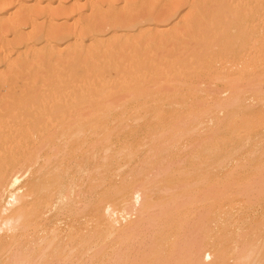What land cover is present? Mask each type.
<instances>
[{"label": "bare ground", "instance_id": "1", "mask_svg": "<svg viewBox=\"0 0 264 264\" xmlns=\"http://www.w3.org/2000/svg\"><path fill=\"white\" fill-rule=\"evenodd\" d=\"M71 1L72 5H74L81 0ZM102 1L89 0L91 9L94 10ZM125 1L133 2V0ZM250 1L258 2V4H254L256 7L252 6V8H257V5L260 6L256 9L257 12L259 11L258 9L263 8L261 6L264 4V0H175L174 6L168 8L167 12L161 16L149 14L144 17L139 15L138 18L131 20L114 19L111 23V30L108 32L102 28L98 30L95 28L85 29L82 24L77 23L72 28L61 27L59 30L56 29L55 31L57 32L50 35V33L46 32L48 29H43L37 24V20H53L60 17H66L67 20L74 19L75 13L79 12L80 8L73 6L69 11L64 12L33 10L28 19L23 20L21 16L12 14L9 1L0 0V23H4L0 24V96H3L2 98L0 97V256L6 255L5 260L2 259L3 261H9L8 263L12 264H30V261H36L37 264H147L143 259L145 255V258L149 257L147 259L150 261L148 264L155 263V258L158 254H148L146 251L149 248V251H151L149 243L152 236L157 231L159 233V226L164 222L166 226H170L171 216L183 218L189 214L188 204L196 197L197 192L205 189L211 191L210 194H214L217 193V188H220L218 179L221 178H218V168L223 164L226 157L230 161L228 156H231V152L228 151V148L231 147H227V150L222 152L225 159H221L222 162H219L217 156L218 152L221 151H218L221 146L219 147L218 145L223 140H219V137L225 135L224 133L226 132L229 134V131L237 133L238 136L239 134L253 133L259 126L255 120L264 119V89L256 84L259 79L261 81L260 84H264L262 83L264 80V17L256 18L260 17V14L255 16L257 12L252 11L251 6L247 5V3H251ZM234 2L241 5L233 4ZM259 2H263L262 5ZM106 3L110 5L114 4V1L107 0ZM263 10L260 9V12H264ZM28 24L32 25L33 30L28 35H18L21 29ZM155 24L161 25L160 30H157L159 26H154ZM205 24L206 26H204ZM152 26L156 28H154V32ZM221 28L224 29L225 34L229 35L231 33L234 39L227 48L215 52L217 54L216 57L220 60L219 62L221 63L222 61L223 63H221L222 66L219 65L220 68L218 67V69H215L218 63H216L214 68L211 63L212 66H209L210 68L207 70L210 72L212 70V73L215 71L213 75L210 72L206 73V70L202 69L206 63L203 64L201 62L203 65H200V61H205L204 59L211 55L208 54V51H212V47L218 40L217 35L215 37H209L208 35H215L218 29ZM162 37H165V39H162ZM186 40L191 45V50H189L193 52L189 56L185 54L188 59L180 62L177 59L178 49L181 43ZM175 41H178L179 44L177 42V45L174 44ZM170 42L171 45L168 44ZM172 44L177 49L169 50L172 53H170L171 57L175 59L173 55L175 53L177 60L175 59L174 61L181 63L177 62L173 65V61H171L173 59H170V54L169 57L166 55L171 62L169 65L175 66L177 70L174 71V67L167 66L171 67L173 69L171 71L176 73V75L174 74L175 79L183 77V72L186 71L185 73L188 76L194 75L196 77L200 75L202 78L203 74H205L204 79L213 78L214 81H210H220L223 84V86L221 85V91H219L220 88L215 89L212 87L214 90L210 88V90L203 89L201 91V93H206L202 97L199 94L204 104L199 101L198 93H193V87L189 86V82L187 83L188 86H186L187 84L184 86L187 89L183 90L184 87L182 85L185 82L182 83L180 79L178 83V80L171 79L173 78V72H167L166 65L164 66L166 68L163 74L170 73L171 78L168 75L165 76L166 74L159 73V69L162 70V64H158L159 62L155 65H160V68H153L156 75H152L151 64H153L157 55L154 51L163 50L166 45L172 47ZM138 49H140V52L136 51V53L143 54L145 59L142 58V55H137L133 52ZM153 49L155 50L153 51ZM141 50L148 51L147 53L149 54L145 55L146 52L141 53ZM149 51L154 54L151 55L152 53L150 54ZM129 52L135 54L140 61ZM126 53L129 54L128 56L131 59L134 56L133 58L136 60L134 65H138L139 62V66L135 67L132 64L133 59V61L129 59L130 65L127 63L128 59L123 61ZM213 53L214 51L212 55ZM146 57L149 61L146 60ZM149 57L155 58L153 60L152 58L149 59ZM167 58H164L165 61L163 62H166ZM143 60L145 65L144 62H141ZM147 61L150 63L151 69L149 68V63H147L148 66L146 65ZM196 62L199 64H195ZM91 64L94 68H92ZM98 64L101 65L99 66ZM140 65H144L146 69L149 68L151 73L148 70L145 71L146 69ZM176 65H179V67H176ZM196 66H201V68ZM138 67L143 68L144 71H141L142 69L140 70ZM156 71H158L159 75H163L165 79L170 78L169 80H172V83L176 81L172 85L167 79L168 83H166H170L171 87H174L173 92L171 91L170 93L169 90V93L174 98L170 97L168 99L169 95L165 96L167 99L165 104L171 98L179 100L181 97L186 101H191L198 97L199 103L201 102L200 105L202 104L201 107L203 105L206 106L205 109H202L203 111L200 110V106L197 108L193 104L189 108L184 109V106L180 105V101L178 103L177 100H175L176 106H183L182 110L174 106L175 103L173 102L169 104L167 102L165 105V107L169 105L176 107L177 109L175 108L172 114L173 119L178 118L184 120V122L190 121L189 118L191 117L192 120L196 119L199 113L202 112V116L207 119L205 122L212 123L210 126L208 125L209 123L206 124V126H209L211 133L208 137L202 138L205 142L207 140V143H201L199 138L192 143L193 150L185 158L186 161L184 163L182 161L179 165L177 170L179 176L173 179L171 176L176 173H172L170 164L176 161L174 160L167 164V167L166 165L163 167V162L160 161L162 155L166 154L165 156H168L169 151L175 150V146L178 144V138L173 134V129L169 127L165 128L166 130L161 134L160 138L156 137L158 140L154 137L153 139L149 138L152 140L148 141L149 146L148 144L147 146L149 148L147 147L148 149L145 150L147 155L144 153L145 158L140 155L139 163L137 165L135 163L134 168L131 166L132 170L130 169L131 171L127 172V175L124 174L125 176H123L121 173L118 186L114 184L117 187L113 188V185H110L112 186L110 188L106 187V182L112 181L110 177L106 181L107 178L101 177L102 172L94 175L95 172L93 173L92 171H95V169L90 170V165L86 168L77 167L79 169L76 174L72 172L73 166L70 167L69 165L72 164L71 158L75 156L74 154L91 149V153L96 155L99 152V147L105 146L108 142L112 144L114 142L112 141L113 138L117 133H120L119 130L121 128L117 127V129H114L118 122H120L121 127L129 120H134L136 123V120L140 119L139 117L143 114V118L146 119L148 117L149 122H146L151 127L161 120L170 118V115L165 117L164 115L166 114H162L165 109L161 107L163 102L160 103L161 101L156 100V98L152 99L159 96L162 91L163 95L169 94L166 92V88L164 89L165 91H161L163 89L161 87L163 86L162 84H164V87L167 86L165 79L163 81L164 77H161L162 79L160 80L157 79V84H155L156 86L158 84L161 85V88L153 86L154 83L150 84L152 82L148 80L146 81L150 76L156 79L159 76ZM89 74H92V77H90V79H93H91L92 82L89 80ZM216 74L218 75L217 78H215ZM220 74L225 75L220 78ZM256 76L257 81L255 79ZM141 78L145 82L139 83L137 79ZM152 78L150 81H152ZM182 80H184V77ZM235 80L246 81L247 83L245 82L246 84L242 87H236L233 84ZM137 82L138 84H147L149 82V87L146 86L144 90L151 92L153 88V92L155 91L154 87H159L161 92L158 90V94H156L157 91H155L156 95L145 92L149 96L148 99L150 101H147L146 95L144 96L146 100L142 102L141 98L143 96H139L137 91L139 89L134 87V83ZM240 82L238 83L240 84ZM112 83L121 84L119 86L122 89L121 91L127 88L129 91L124 92L130 93H127L128 95L126 94L127 96L124 99L122 98L124 101L121 102L124 103L118 104L119 106L117 107L114 106V102L111 105L104 100L105 97V99L110 97L108 92H111L113 88H118V85H113ZM177 83L183 87L181 90L183 97L181 95L178 96L180 87L179 91H177ZM198 83H194L195 87L205 84L204 82ZM138 84L136 85L138 86ZM209 84L217 86L218 83L211 84L209 82ZM112 86L114 87L110 88ZM142 90L143 88L139 91L142 92ZM121 95L123 97V94ZM141 95L143 94L141 93ZM96 98H99V100ZM92 99L96 100L92 101ZM186 101L184 103H190ZM125 102L127 103L125 104ZM196 103H198L197 100ZM89 107L92 109H90V112L87 109ZM85 110L88 112H84ZM141 111L144 113H141ZM134 129L127 131V133L132 135L135 132ZM88 135H94L96 140L87 139ZM228 140L230 141V139ZM223 144L224 147L227 146V143L225 144L224 142ZM242 145L244 148L245 144ZM171 146H174V149H171ZM232 149L231 151H234ZM106 151L109 152L108 150ZM126 151L131 160L136 157V154L134 155L135 152L129 151L127 147H122L121 150L117 151L119 154H116V160L125 159L122 158L124 156L120 159L118 157ZM176 151L177 149L174 152V156L178 153ZM204 153H212L214 155L210 166L207 164L208 167L203 166L202 156ZM59 154H63V162L68 167L64 170L56 169L54 171L52 170L54 158ZM172 154L170 155L171 157ZM258 154L261 156V153ZM133 155L135 156L134 158H132ZM138 156L137 158H139ZM141 157L144 160H141ZM251 157L253 160L258 158L255 156ZM129 158L128 160H130ZM104 161L106 160L104 159ZM130 161L128 162L131 163ZM153 161L156 163H153ZM158 161L160 163H157ZM96 162L99 163V161ZM107 163L105 165H108ZM118 163L116 164L119 166ZM227 163H224V165ZM101 164L97 165L101 166ZM156 164H159V166ZM229 164H231V161ZM160 166H162V169L158 170ZM235 166H232L228 171V177L237 170ZM239 166H243V164ZM256 167L253 169H256ZM154 169L158 171L154 175H157L155 179L152 178ZM90 171L91 174H89ZM206 171L209 172L208 176L203 175ZM263 171L261 170V172ZM254 173L257 172L254 171ZM86 174L88 175L87 177ZM113 175L111 176L112 178L114 177ZM258 175H260L259 178L261 180L258 178L257 182L264 186V179H262L264 174L259 172ZM114 178L115 180L112 182L116 183L117 177ZM225 178L223 179L224 181ZM117 179L119 180V178ZM85 182L88 185L86 190L82 191L84 188H81L85 187ZM164 182L167 183V186L163 185L165 188H161L160 185ZM254 182L255 180H249L247 183L243 184L242 182L241 185L238 183V187L236 186L237 190L234 191L241 203H256H252V197L249 196V194L252 195ZM109 183L107 184L109 185ZM156 190L159 193L157 192V195L154 196ZM85 191H87V195L82 199L80 196L82 193L83 196L86 193ZM100 191L101 194H99ZM97 192L99 193L97 194ZM79 203H84V206L80 207ZM222 209L221 207L219 211ZM216 212L218 213V211ZM83 218L85 219L83 220L84 222L81 221ZM216 219L218 218L215 217V222H217ZM67 220L68 225L66 226L67 223L65 224V222ZM208 223L211 224L212 222ZM218 225L220 224L208 226L206 223V234L202 236L204 241L203 238H196L190 251L180 258L179 264H230L229 259L226 261V256L229 252H226L222 244L215 248V244H208L209 241L207 242L212 236L210 232H214ZM31 228L34 231L33 233H30ZM210 244L212 245L209 246ZM235 244L237 246L235 245L236 247L232 250L238 255L239 252L244 250V247L240 246L239 242L235 241ZM213 247L215 250L211 249ZM231 254L234 255V253ZM142 255L143 258L139 261V256L141 258ZM2 260L1 262H3ZM254 260L234 261L231 264H264V257L260 261ZM3 263L6 264L7 262Z\"/></svg>", "mask_w": 264, "mask_h": 264}, {"label": "rangeland", "instance_id": "2", "mask_svg": "<svg viewBox=\"0 0 264 264\" xmlns=\"http://www.w3.org/2000/svg\"><path fill=\"white\" fill-rule=\"evenodd\" d=\"M7 1H9L10 2V4H11V7H10V10H11V12H12V14L13 15H17V16H21V18L23 19V20H26V19H28V17L31 15L30 13H31V11H37V10H48V11H51V12H64V11H69L73 6H75V7H79L80 8V11L79 12H77V13H75L76 14V16L74 17V19H70V20H67V18L66 17H60V18H58V19H53V20H37L36 22H37V24L41 27V28H43V29H48V31H46L47 33H50V35H52V34H55L57 31H55L56 29H60L61 27H69V28H72V27H75V24H82L83 25V27L86 29V28H95L96 30H98V29H100V28H102L103 30H105L106 32H108V31H110L111 29H110V27H111V23H112V21L114 20V19H127V20H131V19H136V18H138V16L139 15H143V17L144 16H147V15H149V14H156L157 16H161V15H164L165 14V12H167V10H168V8H170V7H173L174 6V1L175 0H133V2H131V3H129V2H126L125 0H113L114 1V4H107L106 3V1L107 0H103L100 4H98L95 8H94V10L93 9H91V6H90V4H89V0H81L78 4H74V5H72V1L71 0H7ZM251 2V1H250ZM235 3H237V2H234L233 4H235ZM262 3L263 2H259V4H261L262 5ZM254 4H258V2L257 3H255V2H251L250 4H248L247 3V5H249V6H251V9H252V11H254V12H257L256 11V9L258 8V6L259 5H257V8H254V7H256V5H254ZM237 5H241V4H238L237 3ZM252 6H254L253 8H252ZM235 7V6H234ZM260 7V6H259ZM261 7H263L264 8V4L261 6ZM248 8V7H247ZM250 8V7H249ZM263 8H260L261 10H263ZM260 9H258L259 11L257 12V13H255V16L257 15H259L260 14V17L258 16V17H256L257 19H259V18H261V17H264V12H260ZM264 11V10H263ZM260 12V13H259ZM263 13V14H262ZM161 20V19H160ZM0 24H4L3 22H1ZM154 26H159V28L157 29V30H160V28H161V25H157V24H155ZM204 26H206V24L204 25ZM51 27V28H50ZM152 28L154 29L155 27H153L152 26ZM151 29V28H150ZM152 29V30H153ZM156 29V28H155ZM155 29L153 30V32L155 31ZM33 30V28H32V25L31 24H28L27 26H25V27H23L22 29H21V31L18 33V35H28L31 31ZM0 31H1V26H0ZM18 35H16V36H18ZM217 35V37H218V40H217V42L214 44V46L212 47V51L210 52V51H208V54H211L207 59H204L205 61H200V65L203 63V64H205L206 63V65H204V67L202 68L203 70L205 69L206 71V73H209L210 71H208L207 69L208 68H210L209 66H212L213 68L215 67V65H216V63H218L217 64V66H216V68L215 69H218V67L220 68V66H222L221 65V63H223L222 61H221V63L219 62L220 60H219V58H217L216 57V55L217 54H215V52L216 51H219V50H224L225 48H227L229 45H231L232 44V42H233V39H234V36H232V34L230 33L229 35H227V34H225V32H224V29L223 28H221V29H218V32L215 34V35H212V34H209L208 36L209 37H215ZM256 35V34H255ZM13 38V37H12ZM162 39H165V37H162ZM160 41H162V40H160ZM176 42L178 43V41H175V43L174 42H172V43H174V44H176ZM183 43V44H182ZM181 43V45L179 46V49H178V58H177V56H176V54L174 53L173 55H174V58L176 59H178V60H180V62H181V60L182 61H185L186 59H188V56H189V54L191 55V53L193 52V51H190L191 49V45H190V43H189V41H184V42H182ZM169 45H171V42L170 43H168ZM174 44H172L173 46L171 47V46H169V45H166V47H164L163 48V50H155V49H153V51H154V53L155 54H157L155 57H151L152 59L153 58H155V60L157 59V61H155L154 59V62H153V64H151V68L153 69V68H157V69H159L160 68V65L159 66H157V65H155L156 63H158V64H162L163 65V68H162V65H161V69L162 70H160L159 69V73L160 74H163V72H164V69L167 67V66H172V65H169L171 62H170V60H168V58L167 57H169V54L171 53V52H169V50H172V49H175L176 48V46H174ZM179 44V43H178ZM193 44V43H192ZM177 45V44H176ZM177 49V48H176ZM190 49V50H189ZM140 49H138V50H135V51H133V52H135V54H140L139 51ZM188 50V51H187ZM193 50V49H192ZM136 51H139L138 53H136ZM167 52V53H163V52ZM175 51V50H174ZM173 51V52H174ZM177 51V50H176ZM202 51H204V50H202ZM214 51V53H213V55H212V52ZM142 52H146L145 53V55L147 54H149V53H147L148 51H142L141 50V53ZM150 52V51H149ZM159 52V53H158ZM210 52V53H209ZM129 53H131L132 54V52H129ZM152 53V54H151ZM152 51L150 52V54L151 55H153L154 54ZM160 53H162V54H164V55H162V54H160ZM182 53V54H181ZM130 54V55H131ZM135 54H132V55H134L135 56V58H136V55ZM172 54V53H171ZM171 54H170V59H173V57H171ZM185 54L186 55H188V56H185ZM129 54L128 53H126V55L125 56H127V57H123V61L125 60H127V63L130 65V63H129V59H131V57L130 56H128ZM140 55H142V58H143V54H140ZM151 55H149V56H151ZM162 55V56H161ZM166 55H167V57H166ZM215 55V56H214ZM134 56H132V59L134 60ZM159 56V57H158ZM213 56V57H212ZM130 57V58H129ZM163 57V58H162ZM186 57V58H185ZM141 58V57H140ZM150 57H149V59H151ZM164 59V58H167V61L169 62H163V61H165V59L164 60H162V59ZM181 58H183V59H181ZM185 58V59H184ZM212 58V59H211ZM131 59V60H132ZM138 61H140L138 58H136ZM143 59H145V57L143 58ZM175 59H173V60H171V61H173L172 62V64L174 65V64H176L177 62L178 63H180L179 61H174ZM176 59V60H177ZM210 59H211V61H210ZM98 60V59H97ZM130 60V61H131ZM132 60V61H133ZM142 60V59H141ZM146 60H148V58L146 57ZM160 60L163 62H161L160 63ZM215 60V61H214ZM149 61V60H148ZM146 62V65H147V63H149V62ZM193 61V60H192ZM213 61V62H212ZM135 62H136V60H134L133 62H132V64L134 65L135 64ZM142 63L144 62V60L143 61H141ZM175 62V63H174ZM193 62H195V61H193ZM202 62V63H201ZM100 63H101V61H100ZM124 63H126V62H124ZM152 63V62H151ZM167 63H168V65H167ZM211 63H212V65H211ZM220 63V64H219ZM127 64V65H128ZM132 64H131V66H132ZM141 64V63H140ZM181 64V63H180ZM195 64H199V63H195ZM202 64V65H203ZM92 65V64H91ZM99 66L101 65V64H98ZM128 65V66H129ZM144 65H145V62H144ZM141 66V67H144L145 69H146V67L145 66ZM166 65V67L164 68V66ZM220 65V66H219ZM90 66V65H89ZM95 66V65H94ZM127 66V67H128ZM135 66V65H134ZM133 66V67H134ZM136 66H139V62H138V65H136ZM135 66V67H136ZM148 66V65H147ZM155 66V67H154ZM98 67V66H97ZM97 67H95V68H97ZM105 67H107V66H105ZM104 67V69H106ZM174 67V68H173ZM176 67H179V65L177 66L176 65ZM196 67H198V68H201V66H196ZM211 67V68H212ZM90 68H91V66H90ZM92 68H94L93 67V65H92ZM149 68H150V63H149ZM149 68L148 69H146L145 71H149L150 72V70H149ZM150 68V69H151ZM169 68H171V67H167V72H169L170 71V73H172L173 74V78H171L170 77V73L168 74V73H164L163 75H165V76H169L171 79H175V77H174V74L176 75V73H174V71H177L176 69H175V66H172V68L174 69V71H171V70H173L172 68L171 69H169ZM138 69H142L141 71H144L143 70V68H139L138 67ZM155 69H153V70H151V71H153V74L152 75H156V74H154V70ZM215 69H213V70H215ZM166 70H165V72H166ZM179 70H180V68H179ZM178 70V71H179ZM211 70V69H210ZM139 71V70H138ZM140 71V72H141ZM140 72H138V73H140ZM148 72V74L150 75V73ZM157 73H158V71H156ZM155 72V73H156ZM186 72V71H185ZM185 72H183V77H184V80H182L183 79V77H181L180 79L178 78V77H176V78H178V79H175V80H178V83H179V80L182 82V83H184L185 82V84H183L182 86L184 87L188 82V84H189V86H192L193 87V93L195 92V93H198L197 94V96L199 97V101H201V97H202V95L204 94V95H206V93L204 92V93H201V91L203 90V89H205V90H210V88L212 87V88H220L219 89V91H221L222 89V87H221V85L223 86V84L222 83H220V81L219 80H217V81H219V82H212V81H210V80H213L214 81V79L213 78H211L210 76V78L211 79H209V78H206V79H204L205 77V74H203V77L201 78V76L199 75V76H196V77H199V78H196L194 75L193 76H188V75H186V73ZM204 72V71H203ZM215 72V71H214ZM212 73V70H211V72H210V74H215V73ZM144 73V72H143ZM142 73V74H143ZM159 73L157 74V75H159ZM180 73H181V71H180ZM112 74H114V73H112ZM184 74H185V76H184ZM91 75V76H90ZM147 75V74H146ZM163 75H159L158 77H156V79H155V77L154 78H152V76H150V78L149 79H146V81L148 80L149 82H152V83H150V84H153L154 83V85L153 86H156L155 84H157V79L158 80H160V79H162L161 77H164ZM178 75H179V73H178ZM217 75V74H216ZM223 75H225V74H220L219 75V77L221 78V77H223ZM259 75V74H258ZM89 76V80L91 81V79H90V77H92V74H89L88 75ZM114 76H115V74H114ZM141 76V75H140ZM140 76H137V77H140ZM206 76H207V74H206ZM143 77V76H142ZM147 77V76H146ZM149 77V76H148ZM191 77H193L194 78V81H193V78H191ZM213 77V76H212ZM218 77V75L217 76H215V78H217ZM144 78V77H143ZM151 78H152V81H150L151 80ZM170 78H166L165 79V77L163 78V81H164V79H165V84L167 85H165L166 87H164V84H162L163 86H161V85H157V86H161L163 89H161V91L162 90H164L165 88H166V92H168L169 93V90H170V93H171V91L172 90H174V87L172 86L171 87V84L170 83H172L169 79ZM185 78H187V79H185ZM188 78H190L189 80H188ZM259 78H260V76H259ZM95 79V78H94ZM167 79H168V81H170V87H169V84H167L168 82H167ZM196 79V80H195ZM209 79V80H208ZM256 81H257V76H256ZM93 80V79H92ZM137 80H139L138 82L140 83V82H143L144 81V79H137ZM136 80V81H137ZM140 80H142V81H140ZM153 80H154V82H153ZM186 80H187V82H186ZM220 80H224V79H220ZM260 80V79H259ZM257 81L258 83H256V84H258V85H260L263 89H264V84H260V82L261 81ZM162 81V82H163ZM190 81H191V83H190ZM196 81H197V83L199 82L200 84L202 83V82H204L205 84L203 85H199V86H196V87H198V88H196L195 87V85H194V83L195 84H197L196 83ZM211 82V84L212 83H218L217 84V86H214L213 84L212 85H210L209 84V82ZM216 81V80H215ZM237 80H235L234 81V86H236V87H242V86H244L247 82L246 81H244V82H240V80H238L237 82H236ZM92 82V81H91ZM90 82V84H92ZM119 82V81H118ZM138 82L137 83H134V87L135 88H138L139 90L140 89H142L143 88V90H142V92H140L139 90H137L138 92H139V96H146L147 95V93L148 92H150V91H147V90H144V88L147 86V87H149L148 85H150V84H146V83H142V84H138ZM145 82V81H144ZM161 82V81H160ZM161 82V83H162ZM167 82V83H166ZM176 82V81H175ZM175 82H173V83H175ZM180 82V83H181ZM223 82V81H222ZM238 82H240V84L238 83ZM246 82V83H245ZM121 83V82H120ZM164 83V82H163ZM172 83V85H174ZM177 83V84H178ZM198 83V84H199ZM236 83V84H235ZM262 83H264V80H263V82ZM113 85H118L117 83H112ZM136 84H138V86L136 85ZM177 84H175V85H177ZM188 84L186 85V86H188ZM190 84H193V85H190ZM209 84V85H208ZM121 85V84H120ZM120 85H118V88L116 89V88H113L114 86H112V87H110V88H113L112 90H111V92H108V94L110 95V97H109V95H107V97H109L108 99H105L104 98V100H105V102L106 103H108V104H111V105H113L114 104V106H119V105H121V104H123L124 102H121V101H124L123 99H124V97L125 96H127L128 94H130V93H125L124 91H129V90H127V88L125 89L124 88V91H121L122 89H121V87H119ZM133 85V84H132ZM136 85V86H135ZM219 85V86H218ZM111 86V85H110ZM141 86V87H140ZM156 86V87H157ZM178 87H176V88H178V90L177 91H179V87H180V92L178 93L179 95L178 96H180L181 95V90L183 89V87L181 86V85H177ZM117 87V86H116ZM140 87V88H139ZM156 87H154V90L155 91H157L156 92V94H158V90H159V87L158 88H156ZM160 87V88H161ZM195 87V88H194ZM202 87V88H201ZM151 88H152V86H151ZM173 88V89H172ZM187 89V87H184V89L183 90H186ZM211 88V90H214V89H212ZM115 89H116V91H115ZM119 89H120V91H119ZM147 89V88H146ZM157 89V90H156ZM152 90H153V88L151 89V92L150 93H154L155 91H153L152 92ZM168 90V91H167ZM196 90V91H195ZM131 91H133V90H131ZM130 91V92H131ZM160 91V90H159ZM160 91V92H161ZM165 91V90H164ZM175 91H176V89H175ZM114 92H115V94H114ZM120 92H124V93H120ZM145 92H147V93H145ZM159 92V93H160ZM173 92V91H172ZM135 93H137V92H135ZM141 93L143 94V95H141ZM163 93V91L161 92V94H159V96H156V97H154V98H152L153 100L156 98V100H160L161 102L160 103H162V105H161V107H164V108H162V109H164L163 110V112H162V114H166V115H164L165 117H169V115H170V118H168L167 120H161V121H159V123H156V124H154L153 126H151L150 127V125H148V117H146V119L145 118H143V114L139 117L140 119H144V120H140V119H137L136 121L138 122H134V120L133 121H131V120H129L128 122H126V123H124V125H122V127L120 126V122H118L117 124H116V126L114 127V129L116 128L117 129V127H119V128H121L119 131H120V133H117L116 134V136L113 138V140L112 141H114L112 144L111 143H106L105 144V146H101V148L99 147V152H97L96 153V155L95 154H93V153H91L92 151H91V149L90 150H86L85 152H84V150L82 151V152H80L79 154L78 153H76V154H74L75 156H73V158H71L72 159V164L71 165H69L70 167H72L73 166V168H72V172H74L75 174L77 173V171H78V169H77V167H83V168H86V167H88L89 165H90V170L91 169H95V171H92L93 173L95 172V174L94 175H98L100 172H102V174H101V177H105V178H107L106 179V181H108L109 179V177H110V179L113 181V180H115V178L114 177H117V178H119V180L116 178V183L114 182H112V181H110V183H109V181L108 182H106V187H108V188H110V187H112V186H110V185H113V188L114 187H117L118 186V182H120V177H121V173H122V175L123 176H125V175H127L132 169H131V166H132V168H134V166H135V163H136V165H137V163H139V159H140V155L141 156H143L144 158H145V155H147L146 154V151L145 150H147L149 147V142L153 139V137L156 139V140H158L157 138H160V136H161V134H163L164 132H165V128H167V127H169L170 129H173V134L175 135V137L176 138H178V144H176V148H175V150L177 149V151H178V153H177V151H176V153L177 154H175L176 156H174V152H175V150H171V151H169V154H168V156H165L166 154H164V155H162L161 156V159H160V161L161 162H163V164H162V166L164 167L165 165H166V167H167V164H169V163H171V162H173L174 160L176 161L175 163L173 162V164L171 163L170 164V167H172V168H170L173 172V174H175V175H173V176H171L172 177V179L175 177H178L179 176V174H178V167H179V165L182 163V161H183V163L186 161L185 160V158L189 155V153L193 150V147H192V143L196 140V139H198L199 138V140L201 141V143H204L205 141L202 139V138H206V137H208L209 136V134L211 133V130H209V126L212 124L211 122H205V120H207V119H205L202 115V112H200L199 113V116L196 118V119H194V120H192L191 118H189L190 119V121L188 120L187 122H184V120H181V119H178V118H175V119H173L174 117L172 116V114H173V112H174V110H175V108L177 107L176 106V101L175 100H177V102L179 103V101H180V105H183L184 106V109L185 108H189L192 104H193V106L194 107H197V108H199V106H200V110H202V109H205V105H203V107H201L202 106V104L200 105V103L202 102H200L199 103V101H198V97H195L194 99H196L197 100V102L198 103H196V100L195 101H193V100H187V101H189L190 103H184L186 100H184L183 98H181L180 97V99L178 100V99H172L171 98V100H169V101H166V104H167V102H168V104L169 103H175L174 104V106H176V107H173V106H166L165 107V100H167L166 99V97L165 96H168L169 95V97H168V99H170V97H173V96H171V94L169 93V94H167V95H163L162 94ZM116 94H118V95H116ZM121 94H123V97H122V95ZM127 94V95H126ZM155 94V93H154ZM155 94V95H156ZM201 95V97H200V95ZM113 95V96H112ZM153 95V94H152ZM154 95V96H155ZM163 95V96H162ZM196 95V94H195ZM203 95V96H204ZM130 96V95H129ZM162 96V97H161ZM182 97H183V95H181ZM1 98L3 97V96H0ZM141 98L142 100V102L143 101H145L146 99V97H144V98ZM123 98V99H122ZM129 98V97H128ZM149 98V96L147 95V101L149 100L150 101V99H148ZM159 98V99H158ZM174 98V97H173ZM176 98H179V97H176ZM97 99V98H96ZM96 99H92V101H95ZM126 99H127V97H126ZM97 100H99V98L97 99ZM100 100H101V98H100ZM130 100V99H129ZM4 101H8V100H4ZM107 101H109V102H107ZM183 101V102H182ZM186 101V102H187ZM193 101V102H192ZM114 102V103H113ZM131 102H132V100H131ZM192 102V103H191ZM113 103V104H112ZM127 102H125V104H126ZM130 103V102H129ZM185 105H188V106H185ZM203 103V102H202ZM119 104V105H118ZM163 104H164V106H163ZM197 104H199V105H197ZM204 104V103H203ZM0 106H1V104H0ZM182 106V107H183ZM179 107V106H178ZM177 107V108H178ZM181 106L179 107V109H181L182 108ZM1 108V107H0ZM176 108V109H177ZM85 109V108H84ZM87 109H89L88 111L90 112L92 109L89 107V108H87ZM91 109V110H90ZM183 109V108H182ZM181 109V110H182ZM88 111H84V112H88ZM143 111V110H142ZM141 111V113H144V112H142ZM145 111V110H144ZM186 111H187V109H186ZM203 111V110H202ZM256 117H258V116H256ZM255 119H257V118H255ZM131 121V122H130ZM146 121H148V122H146ZM260 121V122H259ZM130 122V123H129ZM134 122V123H133ZM146 122V123H145ZM255 122L257 123V124H259V126H257L258 128H256V130L255 131H253V133H249V134H239V136H238V134L236 133H231L230 131H229V134L226 132V133H224L225 135H223V136H220L219 138V140H222V141H220L219 142V147H220V149H218V151L219 150H221V151H219L218 152V156H217V158H219V162H222V160H224L225 159V157H224V154L222 153L223 151H226L227 150V147H231V148H228V151H230L231 152V156H228L230 159V161H231V164H229L230 163V161H228V158L226 157V159L223 161V164L220 166V168H222V169H220V168H218V178H221V179H218V183H219V187L220 188H217L218 190H217V193H214V194H210L211 193V191H209V190H203V191H200V192H197L196 193V197H194L193 199H192V201L188 204V211H189V214H187L185 217H183V218H181V217H173V216H171L170 217V226H166V224H165V222L164 223H162L160 226H159V233H158V231L155 233V235H153L152 236V238H151V242L149 243L150 244V247H151V251H149V249L146 251V252H148V254L149 253H157L158 254V256L155 258V263L154 264H179L180 263V258L184 255V254H186V253H188L189 251H190V249L193 247V243L196 241V238H203L202 236H204V234H206V231H205V225H206V223H207V225L208 226H214L215 224H220V225H218V227L216 228V230L214 231V232H210L211 234H212V236H211V234H210V236H211V241L208 239L207 240V242H208V244L209 243H213V245L215 244L216 245V247L215 248H217V247H219L220 246V244H222V246H224V248H225V250H226V252H229V254H231V253H234V255L233 254H231V256L230 257H228L229 256V254L227 253V258H226V261L228 260L229 262H230V264L232 263V262H234V261H252V260H254V261H260V260H263V257H264V186H262V185H260V183H258L257 182V180H258V178H259V176L260 175H258L259 174V172L260 173H263L264 174V119H257V120H255ZM132 123V124H131ZM207 123H209L208 125L209 126H206V124ZM261 123V124H260ZM128 124V125H127ZM139 124H141L140 126H139ZM147 126H146V125ZM115 125V124H114ZM144 125V126H143ZM134 126H138V127H134ZM146 126V127H145ZM149 126V127H148ZM135 129H134V128ZM148 127V128H147ZM128 128V129H127ZM131 129H134L135 130V132L130 136L129 135V133H127V131L129 132ZM148 129H151V130H148ZM125 131V132H124ZM257 133V134H256ZM119 134V135H118ZM128 134V135H127ZM138 134V135H137ZM160 134V135H159ZM237 135V136H235V135ZM125 135H126V137H125ZM135 135V136H134ZM145 135V136H144ZM228 135V136H227ZM230 135V136H229ZM232 135H234V136H232ZM89 136V137H88ZM87 136V139H89V140H91V141H94V140H96V137H94V135H88ZM134 136V137H133ZM148 136V137H147ZM163 136V135H162ZM242 136V137H241ZM250 136V137H249ZM132 137V138H131ZM143 137V138H142ZM148 139H147V138ZM157 137V138H156ZM165 137V136H164ZM163 137V138H164ZM253 137V138H252ZM94 138V139H93ZM129 138V139H128ZM131 138V139H130ZM149 138H152V139H149ZM227 138V139H226ZM237 138V139H236ZM250 138V139H249ZM257 138V139H256ZM123 139H125V140H123ZM128 139V140H127ZM228 139H230V141L228 140ZM119 140V141H118ZM233 142H232V141ZM243 141V142H241V141ZM248 140V141H247ZM118 141V142H117ZM123 141V142H122ZM125 141V142H124ZM127 141V142H126ZM149 141V142H148ZM227 141V142H226ZM231 142V143H229V142ZM148 142V143H147ZM225 142V144L227 143V146H223L224 143ZM246 142V143H245ZM137 143H139V144H137ZM205 143H207V140H206V142ZM147 144H148V146H147ZM228 144H232V145H229L228 146ZM241 144V145H240ZM242 144H245L244 145V148L242 147L243 145ZM250 144V145H249ZM115 145V146H114ZM127 147V149H129V151H132L133 153H134V155L136 154V157L133 155L132 156V158H134L133 160H131L129 157H128V155H127V151L125 152V153H123L122 155H120L119 157H118V159H120L122 156H124V157H122V158H125V159H121V160H116V157H117V155L119 154L117 151H119V150H121V148L122 147ZM174 146L172 147L171 146V149H174ZM179 146V147H178ZM137 147H138V149H137ZM148 147V148H147ZM238 147V148H237ZM247 147V148H246ZM253 147V148H252ZM88 148H90L89 146H88ZM88 148H86V149H88ZM181 148V149H180ZM232 148H234V149H232ZM241 148V149H240ZM259 148V149H258ZM102 149V150H101ZM224 149V150H223ZM231 149L232 150H234V151H231ZM261 149V150H260ZM106 150H108L109 152H107ZM135 150V151H134ZM240 150V151H239ZM243 151V152H242ZM250 151V152H249ZM84 152V153H83ZM102 152V153H101ZM142 152V153H141ZM242 152V153H241ZM252 152V153H251ZM139 153V154H138ZM144 153H145V155H144ZM172 154V157L170 156L171 154ZM247 155H246V154ZM256 153V154H255ZM258 153H261V156L258 154ZM78 154V155H77ZM100 156H99V155ZM117 154V155H116ZM239 154V155H238ZM249 154H251V155H249ZM63 154H59V155H57L55 158H54V163H53V168H52V170H54V171H56V169L58 170H64V169H66L68 166H66L65 164H64V162H63V156H62ZM116 155V156H115ZM139 155V156H138ZM137 156L139 157V158H137ZM234 156H237V157H234ZM251 156H255L256 158L258 157L259 159H261V160H259L258 158L257 159H254L253 160V158L251 157ZM89 157V158H88ZM165 157H166V159H165ZM167 157H169V158H167ZM176 157V158H175ZM203 158H202V161H203V166L204 167H208V166H210V163H211V161H212V158H214V155H212V153H210V154H208V153H204L203 154V156H202ZM249 157V158H248ZM254 157V158H255ZM263 157V158H262ZM96 158H99V159H97L96 160ZM106 160V161H104L103 162V160L104 159ZM128 158L131 160H128ZM142 158V157H141ZM163 158H164V160H163ZM175 158V159H174ZM94 159V160H93ZM114 159V160H113ZM222 159V160H221ZM232 159V160H231ZM235 159V160H234ZM239 159V160H238ZM249 159V160H248ZM253 160V162H252V160ZM88 160V161H87ZM90 160H91V162H90ZM101 160H102V162H101ZM124 160V161H123ZM141 160H144L143 158L141 159ZM157 160H158V158H157ZM246 162H245V161ZM256 160V161H255ZM258 160V161H257ZM75 161H78V162H75ZM94 161H95V163H97L96 161H99V163H97V164H101V166L102 165H105L106 163H107V161H109L107 164L108 165H105V166H102V169H101V166H99V165H97V164H95L94 163ZM117 161V162H116ZM118 161H120L119 163H118ZM128 161H130L131 163H129ZM160 161H158L157 163H160ZM165 161V162H164ZM180 161V162H179ZM234 161V162H233ZM238 161V162H237ZM245 163H244V162ZM247 161H248V163H251V164H248L247 163ZM263 161V162H262ZM106 162V163H105ZM123 164H122V163ZM178 162V163H177ZM227 162H229V163H227ZM237 162V163H236ZM243 162V163H242ZM257 162H261L260 164L259 163H257ZM89 163V164H88ZM116 163H118L119 164V166L116 164ZM153 163H156V162H154L153 161ZM224 163H227L226 165H224ZM263 163V164H262ZM116 164V165H115ZM176 164V165H175ZM207 164H208V166H207ZM230 166H229V165ZM241 164H243V166H239V165H241ZM75 165V166H74ZM97 165V166H96ZM120 165H122V166H125V167H123L122 168V166H120ZM157 166H159V164H156ZM161 165V164H160ZM173 165V166H172ZM236 165V166H235ZM239 166V168H238V166ZM258 165V166H257ZM62 166V167H61ZM93 166V167H92ZM107 166V167H106ZM113 166H115V167H113ZM162 166H160L159 167V169L158 170H161L162 169ZM169 166V165H168ZM223 166H224V168L226 169H224L223 168ZM226 166V167H225ZM228 166V167H227ZM232 166H235L236 168H237V170L236 171H234L233 173H232V175H230L229 177H233V178H229L228 177V175H229V170H230V168L232 167ZM246 166H248V167H246ZM257 166V167H256ZM76 169H75V168ZM95 167V168H94ZM97 167V168H96ZM130 167V168H129ZM234 167V168H235ZM250 167H252L251 169H250ZM256 167V169H253V168H255ZM261 167V168H260ZM99 168V169H98ZM122 168V169H121ZM126 168H128L127 170H126ZM161 168V169H160ZM227 168H229V169H227ZM240 168H248L247 170L246 169H240ZM98 169V170H97ZM104 169H105V171H104ZM116 169V170H115ZM119 169H121L120 171H119ZM131 169V170H130ZM208 169V168H207ZM263 171V172H261V170ZM76 170V171H75ZM126 170V171H125ZM150 170V169H149ZM251 170V171H250ZM252 170H253V172L255 171V172H257V173H254L253 174V172H252ZM257 170V171H256ZM97 171V172H96ZM108 171V172H107ZM124 171H125V173H124ZM238 171V172H237ZM245 171H248V172H245ZM259 171V172H258ZM114 172V173H113ZM128 172V173H127ZM153 172H154V174H153V179H155V177H157V175L156 176H154L156 173H158V171L156 170V169H154L153 170ZM240 173L238 176L236 175V173ZM97 173V174H96ZM116 173V174H115ZM205 174H203V175H206V176H208L209 175V172L208 171H206V172H204ZM221 173H222V175H221ZM245 173V174H244ZM252 173V174H251ZM89 174H91V171L89 172ZM114 176L113 178L111 177L112 175ZM125 174V175H124ZM224 174V175H223ZM234 174V175H233ZM119 175V176H118ZM241 175V176H240ZM248 177H247V176ZM251 175H254V176H251ZM88 175L86 174V177H87ZM251 176V177H250ZM77 177H79V176H77ZM81 177V176H80ZM226 177V178H225ZM238 177V178H237ZM245 177V178H244ZM247 177V178H246ZM250 177V178H249ZM210 178V177H209ZM225 178V181L223 180ZM237 178V179H236ZM227 179V180H226ZM230 179V180H229ZM231 179H233V180H231ZM239 179H240V181H239ZM244 179H246V180H243ZM260 180H261V178H259ZM262 179H264V178H262ZM118 180V181H117ZM229 180V181H228ZM236 180V181H235ZM251 181V180H255V182H254V187H253V192H252V195H250L249 194V196L250 197H252V203L253 202H256L255 204L253 203V204H250V203H247V204H243V203H241V201L239 200V198L237 197V195L235 194V191L234 190H237V188H236V186L238 185V183H240L239 185H241V183L243 182V184L244 183H247L248 181ZM239 181V182H238ZM247 181V182H246ZM263 181V180H262ZM223 182H225V183H223ZM229 182V183H228ZM234 182H236V183H234ZM86 183L87 182H85V187H82L81 189H83L82 191H84V190H86V186L88 185H86ZM107 183H109V185L107 184ZM227 183V184H226ZM234 183V184H233ZM24 184V183H23ZM22 184V185H23ZM117 185V186H115V185ZM232 184V185H231ZM236 184V185H235ZM163 185H165V187L167 186V183L166 182H164L163 184H161L160 185V187L161 188H165V187H163ZM235 185V186H234ZM233 186H234V188H233ZM238 187V186H237ZM263 187V188H262ZM107 188V189H108ZM112 189V188H111ZM101 190V189H100ZM157 190H159V189H157ZM155 191L154 193V196H156L157 194V192L158 191ZM220 190V191H219ZM98 191V190H97ZM102 191V190H101ZM101 191H100V193L99 192H97V194L99 193V194H101ZM220 193H219V192ZM86 193L82 196V194H81V198L83 199V197H85V195H87V191H85ZM159 193V192H158ZM81 198H79V199H81ZM262 198H263V200H262ZM84 204V203H83ZM83 204H80L79 203V205H80V207H82V206H84ZM221 207L223 208L221 211H223L222 213H221V211H219L220 209H221ZM239 207H241V208H239ZM216 211H218V213L216 212ZM215 213V214H214ZM221 213V214H220ZM174 216H177V215H174ZM215 217L216 218H218V219H216L217 220V222H215ZM173 218V219H172ZM69 220V219H68ZM68 220L65 222V224L68 222ZM83 220H85L84 218L83 219H81V221L82 222H84ZM173 220V221H172ZM220 220V221H219ZM80 221V220H79ZM78 221V222H79ZM212 222L211 224L210 223H208V222ZM70 222V221H69ZM215 223V224H214ZM64 224V225H65ZM68 225V223L66 224V226ZM34 231L32 230V228H31V232L30 233H33ZM248 233V234H247ZM216 234V235H215ZM253 235H254V238H253ZM253 238V239H252ZM262 239V240H261ZM213 240V241H212ZM165 241V242H164ZM203 241H204V238H203ZM235 241L238 243L239 242V245L240 246H243L244 248V250L243 251H241V252H239V254L237 255L235 252H233L234 250H232V249H234L236 246H237V244H235ZM256 241V242H255ZM260 241V242H259ZM206 242V243H207ZM231 242V243H230ZM234 242V243H233ZM250 242V243H249ZM233 243V244H232ZM227 244H228V246H227ZM245 244V245H244ZM212 244H210L209 246H211ZM219 245V246H218ZM226 245V246H225ZM236 245V246H235ZM259 245V246H258ZM221 246V247H222ZM227 247V248H226ZM229 247V248H228ZM230 247H232V248H230ZM246 247V248H245ZM255 247V248H254ZM215 248L213 247V248H211L212 250L214 249L215 250ZM223 247H222V249H224ZM252 248V249H251ZM229 249V250H228ZM230 250H231V252H230ZM1 253V252H0ZM237 256H236V255ZM252 255V256H250V255ZM258 255V256H257ZM260 255V256H259ZM245 256V257H244ZM255 256V257H254ZM146 257H148V256H146ZM253 257H254V259H253ZM0 258H1V260L2 259H4L5 260V258H6V255H4V256H0ZM143 258V255H142V257L140 258V256H139V261L141 260ZM149 258V257H148ZM148 258H145V255H144V261L148 264L150 261H148L147 259ZM240 258V259H239ZM247 259V260H246ZM252 259V260H251ZM1 260H0V264H2L3 262H7L6 264H12V263H8L9 261H3V262H1ZM31 263L30 264H32L33 262H35V263H33V264H37L36 263V261H30ZM74 262H77V261H74ZM3 264H5V263H3ZM75 264V263H74ZM76 264H78V263H76Z\"/></svg>", "mask_w": 264, "mask_h": 264}]
</instances>
